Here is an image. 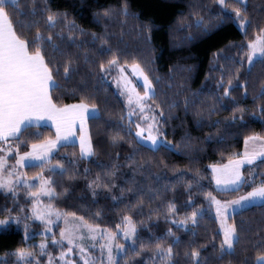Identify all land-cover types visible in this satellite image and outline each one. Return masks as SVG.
I'll return each instance as SVG.
<instances>
[{"label":"trees","instance_id":"16d2710c","mask_svg":"<svg viewBox=\"0 0 264 264\" xmlns=\"http://www.w3.org/2000/svg\"><path fill=\"white\" fill-rule=\"evenodd\" d=\"M18 3L26 14L31 0H18ZM123 3L124 0H48L46 6L52 12L67 15L68 27L61 20L56 28L47 31L44 25L47 13L35 18L40 21L38 29L42 34L45 37L53 34L54 42L74 61L76 71L70 78H64L62 67L60 74L54 77L61 86L59 92L52 93L58 106L84 102L91 107L95 104L101 118L87 121L95 156L79 160L78 146L67 144L56 149L50 165L25 167V175L51 177L55 181L52 185L55 195L48 200L49 204L63 214L82 217L87 224L116 232L117 226L122 227L124 217L128 216L136 227L135 252L131 250L132 245H127L119 256L120 264H161L159 258H152L160 240L162 247H173L172 264H192L190 256L185 257V252L190 254L192 248L200 250L201 264H244L245 260L247 264H255L256 257L264 254V249L251 247L264 238V206L257 204L237 212L234 216L237 223L244 221L241 242L235 254L219 258L218 252L213 251V235L218 225L207 194L234 200L251 191L247 184L237 192L216 191L209 166L236 158L246 137H264V112L261 111L264 99L259 98L264 83V61L258 59L248 66L246 57L247 43L254 39L257 26H264V0H246L252 20L247 36L239 30L231 9L226 15H232V19L221 22L215 18L221 12L215 0H127L130 13L137 14L138 20L120 15L103 16L104 11L118 10ZM37 4L45 7L43 0H37ZM199 16L205 18L207 28H190ZM141 25H148L150 31H143ZM36 31L37 28H33L32 34ZM60 32L63 42L54 35ZM70 34L74 42L67 39ZM114 56L119 65L139 64L152 81L156 99L151 101L164 113L161 128L167 145L160 146L159 150L138 147L123 100L113 85L100 78L103 75L99 72L100 64L107 66ZM54 62L63 64L66 57L57 56ZM222 66L224 85L218 89ZM237 76L239 78L234 79ZM156 77H160L159 82ZM230 78L235 87L224 97L223 89ZM170 104L175 106L169 109ZM234 110L236 121L233 123ZM114 135L124 139L113 145L110 137ZM53 137L47 127L29 128L22 137L26 143L20 154L31 144ZM73 154L77 159L76 179L69 180L67 175L53 176L47 171L57 162L73 159ZM129 156L133 160H128ZM15 159L14 155L8 158L10 162ZM248 167L242 169L246 179ZM85 168L89 170L87 178ZM109 171L114 172L110 179L104 177ZM261 173H264V163L257 161V180ZM98 174L116 187L111 191L96 188L93 195L88 184ZM190 182L191 190L185 191ZM129 188L132 191H128ZM189 199L193 202L191 206ZM170 204L178 211L169 212ZM29 207L25 187L17 188L15 196L0 190V220L26 217ZM201 208L209 212L210 217L206 215L200 221L193 237L191 224L185 228L180 221L194 209ZM31 228L38 232L41 226L32 222ZM169 230L173 235H168ZM256 232L260 235H254ZM177 238L179 243L174 245ZM219 243L218 238L214 242L217 249ZM141 244L145 245L143 252ZM201 245L206 247L200 248ZM25 247L19 225L9 224L0 229V264H21L14 254ZM40 260L43 262V258Z\"/></svg>","mask_w":264,"mask_h":264},{"label":"snow or ice","instance_id":"6c2138e0","mask_svg":"<svg viewBox=\"0 0 264 264\" xmlns=\"http://www.w3.org/2000/svg\"><path fill=\"white\" fill-rule=\"evenodd\" d=\"M45 7L41 8L37 4V0H31L29 11L25 14L22 10L18 0H0V190L11 192L13 196L16 195V186L23 184L27 188H32L34 185H29L26 180H22L20 174L15 172V165L13 170L9 171L6 169V157L13 152V143L15 147V155L17 157L16 164L20 167L36 166L31 161H38L39 166L43 167L45 164H51V157L54 149L58 147L67 146L70 142L69 138L74 135L76 125L79 123L80 138H79V160H87L96 155L91 139L87 135L86 120L100 119L99 108L93 104L91 108L84 102L78 104H65L63 107L58 106L57 98L52 95L53 92H59L61 90L60 84L54 79L55 76L60 74V68H63L64 78L68 79L76 69L73 67L74 61L67 52L61 49V46L54 42L53 34H49L45 37L42 32L38 29L40 21L35 19L37 15H43L47 13V17L44 20L45 29L50 31L61 23H64L65 27H68V19L66 14L59 12H52L46 5L48 0H43ZM215 3L221 10L215 18L221 22L224 19H232V15H226L228 10L231 9V13L234 14L235 21L239 24L240 30L247 36V29L252 26V20L249 18L247 11L246 0H215ZM195 8V5L192 6ZM196 13L194 12L193 15ZM113 15L123 16L125 19L131 18L138 20L137 14L130 13L127 0L121 7L117 9H108L103 12V16L112 17ZM75 25L73 24V28ZM145 32L150 31L148 25L139 26ZM190 28L204 29L207 28L205 18L199 16L192 24ZM37 28L35 34H32V29ZM83 35V30H80ZM56 38L63 42L64 36L62 32L54 34ZM95 39V34H93ZM67 39L74 42V36L68 35ZM241 49L244 47L243 44L239 46ZM66 57V62L61 64L56 61V57ZM246 57L249 65L251 66L254 61L259 58L264 61V26H257V32L254 39H251L247 43ZM87 63V59H85ZM119 60L114 56L113 59L107 62V66L101 63L99 67L100 73L111 72L112 70H118L120 78L116 82L117 88L120 89L121 96L127 95V104L129 106L135 105L139 109V113L143 122L148 123L147 128L142 127L141 124H137V131L135 137L138 138L136 143L138 147H144L145 139L150 142V146L153 151L159 150L162 146V142L158 139L161 135L160 129L157 126L158 120L156 116L145 115V111L153 112L154 108L147 105V101L156 99V92L152 87V81L149 76L145 74L144 69L137 63H133L131 66V72L133 75L143 80L144 94L140 95L136 92L135 88L131 86V82L124 76V72L127 70L126 67H118ZM171 71V70H170ZM224 71L223 66L221 67V80L217 84V88H221L224 85L223 79ZM104 79L103 76L100 77ZM235 77L234 79H238ZM159 82L160 77H156ZM233 81L230 78L228 80V86L224 87V97H228L230 92L234 89ZM244 87V85H241ZM255 98V97H254ZM259 98L264 99V83H262L259 93ZM174 104L169 105V109L174 107ZM185 107H188L186 101ZM243 111V110H240ZM264 112V108H261ZM211 112V109L209 110ZM133 112L129 113L131 116ZM164 113L161 112L160 116ZM242 119V118H241ZM50 120L56 130L55 140H45L39 144H31V150L25 152L23 155L20 154V149L25 145V140L22 139L26 130L33 126L34 121ZM236 121L235 110L232 116V122ZM131 123V122H130ZM199 123V121H198ZM219 122H217L218 125ZM147 131V136L144 133ZM38 135V134H33ZM124 138L119 135L110 137V141L113 145L121 142ZM64 143H61V142ZM222 142V141H221ZM170 143V142H169ZM245 151L240 154H236V158L229 159L227 164L213 165L212 173L213 179L216 182L217 188L223 192H237L242 186L247 184L251 191H248L245 195H241L238 199L221 203L211 194H207V198L211 201V206L215 207V223L219 226L213 235V251L218 252L219 258H223L225 255L235 254L237 245L241 242V234L245 231L244 221H237L234 216L238 210L242 211L246 207H250L256 204L264 206V173L260 174L259 180L256 179L255 165L257 161L264 163V137L252 135L248 136L244 140ZM251 145V147H250ZM178 147V146H177ZM73 159L65 162H57L54 167H48L47 171L53 176H65L69 180L77 178L75 165L77 159L73 154ZM119 155L117 154V159ZM128 160H133L132 156L127 157ZM163 163V162H161ZM249 166L246 170L248 171V178L246 179L243 175L242 169L245 166ZM100 167H103L102 165ZM143 167V164L140 165ZM57 169L59 171H57ZM5 172L7 175L5 176ZM89 170L84 169V176L87 178ZM199 175V172L196 173ZM15 175V180L12 177ZM114 175V172H105L104 177L109 179ZM203 179V177H200ZM41 179L40 188L35 192H30V195L34 199L32 216L35 219L40 220L46 226H50L55 223V220L62 218L64 214L52 208L49 205L47 208L38 207V201L41 195H48L52 197L55 195L52 185L55 181L49 177V179ZM160 177H157L159 180ZM198 184V181H197ZM223 186V187H221ZM88 187L93 190L95 195L96 188H104L111 191V188L116 187L115 184H109L105 182L101 175H97L95 180H92ZM192 183L190 182L185 191H190ZM123 189L121 192L123 193ZM128 191H132L131 188ZM116 199V197H113ZM189 206L193 203L191 199L188 201ZM169 212L178 211L175 205L170 204L168 208ZM23 211V209H21ZM210 217V213L201 209H194L191 215L186 216L180 221V224L184 225L185 228L189 225L192 226V235H196V229L200 226V221L205 216ZM55 217V220L52 219ZM28 219V217H26ZM83 221L82 217H78ZM124 225L121 228L120 225L117 227L123 231L124 238L126 240H132L131 250L135 252V239L136 227L131 222L128 216L124 217ZM231 221V222H229ZM10 222L20 223V218L9 217L8 220H0V226L7 225ZM67 224V220H65ZM175 223V221H173ZM28 225L25 224V229ZM83 227L87 229L89 238L96 240L97 236L104 238L107 243L101 246L102 250H107V264H120L119 256H113L112 248L114 241L118 239V234L108 232L107 229H100L91 224L84 223ZM47 231H51V227H46ZM168 235H173L169 230ZM254 235H260V232L254 233ZM61 241L67 240L69 251L75 246L74 242L76 239H83L82 236L76 235V230L72 227H66L61 230L60 233ZM220 239L219 248L215 247V240ZM53 238V245L61 243ZM162 240L158 241L153 250V260L159 258L161 264H172L173 247L169 246L164 248L161 246ZM179 239H175L173 244H178ZM41 255L44 253L46 247L45 244H41ZM117 252H125V245H115ZM206 245H201L200 248H204ZM252 248L264 249V238L251 244ZM84 251L83 248L80 249ZM145 251V245L141 244V252ZM139 255V253H137ZM19 260H26L27 257L34 255L33 252L19 249L15 253ZM65 254H61V259H64ZM192 264H201L200 256L201 252L198 248H192L191 252H185V257H189ZM26 264H31L30 260L26 261ZM39 264V262H37ZM49 264H51V257H49ZM84 264H91L90 260H85ZM244 264H247L245 260ZM255 264H264V254H259L256 257Z\"/></svg>","mask_w":264,"mask_h":264},{"label":"rangeland","instance_id":"374dc122","mask_svg":"<svg viewBox=\"0 0 264 264\" xmlns=\"http://www.w3.org/2000/svg\"><path fill=\"white\" fill-rule=\"evenodd\" d=\"M237 26L240 30L238 23H237ZM258 59L259 58H257L256 60H258ZM247 63H248V61H247ZM248 66H250L249 63H248ZM118 67H126L127 70L124 72V76H126L127 79L131 82V86L133 88H135L136 92L139 93L140 95H143L144 94L143 80L138 78L137 76L133 75V73L131 72V66L118 65ZM102 76L104 77V80L106 82L113 85L117 94L123 100V103H124L126 111H127V113H126L127 121L129 123L131 122V125L133 127V131H134V135H135V132L137 131V127H136L137 124H141L142 127H144L146 129L148 123H151L152 121L149 120L147 123L143 122L141 119L140 113H139V109L136 108L135 105L129 106L127 104V95L121 96L120 89L117 88V86H116V82L120 78L119 71L118 70H112L111 72L103 73ZM152 87H153V85H152ZM76 104H78V103H76ZM147 105L151 108H154L155 111L149 112L146 109L145 115H148L150 117L151 116L157 117V120H158L157 126L159 127L160 133H161V135L158 137V139L162 142V145H167L163 139V130L161 128V121H162V116H160L161 111L151 100L147 101ZM88 107L91 108L90 106H88ZM130 112H133V114L131 116H129ZM45 121L46 122L49 121L48 125H37V126H32V127H47L49 129H51L53 134H54V137L50 138V139H46V140H55V138H56L55 127L52 125V122L50 120H45ZM87 121L88 120H86V129H87V135L89 136ZM79 128H80V125L78 123L76 125L75 130H74V135L69 138L70 142H68L67 144L77 145L78 149H79V153H80V147H79L80 132H79ZM144 135H145V137L147 136V131H145ZM136 139H138V138H136ZM44 141H42V142H44ZM42 142H38L36 144H39ZM61 143H64V142L62 141ZM144 145L151 148L150 142H148L146 139L144 141ZM0 146H3V144H0ZM250 147H251V145H250ZM30 150H31V146L28 148L27 151H30ZM55 151H56V149L53 150V154ZM244 151H245V144H243V148H242V151L240 154H242ZM24 153H22L21 155H23ZM0 155H4V154L0 153ZM13 155L16 157L14 144H13V152L8 157H6V161H7L6 162V169L11 171V170H13V166L15 165L16 166L15 172L20 174L21 179L26 180L29 185H34V187H32V188H27L22 183L16 186V189L19 187H25L27 190V196H28V199L30 200L29 214H28V216H26V217H28V219H26V217H23V216H14L13 218H16V217L20 218V223L17 224L15 222H10L9 224H15V225L20 226V228L23 232L24 240L26 241V247L24 248V250L34 253L33 256L27 257L26 260H19V258L14 254L16 259L21 264H26L27 260H30L31 264H37V262H39V264H49V257H51V264H84L85 260H90L91 264H107L108 252L106 249L102 250V248H101V246L103 244H106L107 241L100 236H97L96 240L90 239L89 233L87 232V229L83 227V224L85 222L81 221L80 219H77L78 217H75L72 215H66V214H64L62 216V218L59 220H55V217H52V219L55 220V223L50 225V226H46L40 220H37V219H35V217L32 216L34 199L30 195V192H35L40 188L41 179H36V178L42 177V176H36L34 178L27 177L24 173L25 167H20L19 165L16 164L17 157H16L15 161H13V162H10L8 160V158L10 156H13ZM31 163L33 165H39L38 161H31ZM227 163L228 162H226L224 164H227ZM220 165H222V164H220ZM211 166H213V165L209 166V170H210L211 175H212V181H213L214 189L218 192L226 193V192L220 191L217 188L216 182L213 179V173H212V167ZM49 167H54V165L49 166ZM6 175H7V172H5V176ZM15 178L16 177L14 175L12 177V179L15 180ZM42 179H49V178L42 177ZM221 187H223V186H221ZM16 189H15V191H16ZM2 191H4V190H2ZM4 192H6V191H4ZM6 193H11V192H6ZM50 198L51 197H49L48 195H41L39 198L37 206L42 207V208H47L50 205L48 202V200ZM215 198L217 200H219L221 203H226L227 201H230V200H222V199L217 198V197H215ZM210 204H211V201H210ZM212 211H213V214L215 216V207L214 206H212ZM8 219L9 218L2 219V220H8ZM65 220H67V222H68L67 224L65 223ZM32 222H37L40 224L41 229L38 232L32 231V228H31ZM124 223H125V221L123 222V225H124ZM9 224H7V225H9ZM25 224L28 225L27 229H25ZM7 225L0 226V229L5 228ZM46 227H51V231H47ZM66 227H72L73 229L76 230L77 236L83 237V239H76L75 240V242H74L75 246L71 248V251H69L70 246L68 245L67 240L61 241V236H60L61 230L65 229ZM98 228H100V227H98ZM100 229L103 230V228H100ZM108 232H110V231H108ZM111 233L118 234V237H119L118 239H116L114 241V246L112 248V254H113V256H120L123 254V252L118 253L115 245H125V246L129 245V246H131L133 241L132 240H126L124 238L123 231H121L120 228L117 229L116 232H111ZM53 238H55L57 241H61V243L53 245V243H52ZM41 244L46 245L43 255L40 254L41 249L39 246ZM81 248L84 249L83 252L80 251ZM62 253L65 254L64 259L60 258ZM41 258H43V262H41V260H40Z\"/></svg>","mask_w":264,"mask_h":264},{"label":"crops","instance_id":"0c3cea01","mask_svg":"<svg viewBox=\"0 0 264 264\" xmlns=\"http://www.w3.org/2000/svg\"><path fill=\"white\" fill-rule=\"evenodd\" d=\"M49 121H45V120H41V121H34L33 122V126H37V125H48Z\"/></svg>","mask_w":264,"mask_h":264}]
</instances>
